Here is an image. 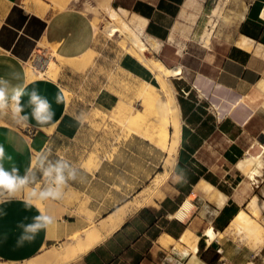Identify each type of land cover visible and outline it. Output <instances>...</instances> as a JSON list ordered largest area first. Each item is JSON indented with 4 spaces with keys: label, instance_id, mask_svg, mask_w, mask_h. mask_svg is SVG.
<instances>
[{
    "label": "crops",
    "instance_id": "0c3cea01",
    "mask_svg": "<svg viewBox=\"0 0 264 264\" xmlns=\"http://www.w3.org/2000/svg\"><path fill=\"white\" fill-rule=\"evenodd\" d=\"M23 1L0 0V78L8 81L9 95L17 88L24 90L22 103L29 117V93L33 88L49 100L55 116L44 126L36 125L30 117L29 126L23 127L15 123L18 117L11 109L5 111L9 116L0 113V145L12 156V160L2 161L4 169L11 173L15 167L20 177L27 175L32 181L38 167L36 162L31 169L33 156L45 147L39 133L56 127L47 139L57 138V126L65 119L68 105L58 81H28L26 63L36 58L41 42L47 44L42 58L52 52L70 58L86 53L94 44V26L81 10L66 8L55 13L46 6L31 4L33 11L28 12ZM221 3L223 10L215 18L206 46L201 36L209 27L214 8ZM112 5L139 35L161 44V50L170 42L182 49L183 39L193 35L198 37L202 53L187 78L181 65L167 66L159 58L167 67H180L181 73L173 78H185L188 84L177 98L186 133L171 174L173 182L163 185L158 203L154 194L148 202L154 205L137 210L79 264H264V245L253 248V241L235 231L241 212L255 222L264 220V192L256 194L252 187L254 180L264 178V172L252 179L235 167L246 151L242 134L264 143V0H112ZM130 64L139 75L150 76L132 59ZM57 94L64 96V102H55ZM99 102L108 105L105 98ZM106 162L103 159L94 173L77 167L76 175H92L91 182L98 180L104 175ZM69 183L72 193L78 196L87 190ZM26 186L20 188L24 191ZM255 196L260 206L258 217L249 206ZM189 198L193 209L188 217L183 221L175 218L173 215ZM220 199L224 201L219 203ZM24 200H30L24 193L0 192V201H4L0 203L1 262L22 263L38 256L78 226L67 213L65 188L61 200H44L45 212L53 215L56 223L41 230L32 243L18 247L16 241L23 231L18 225L31 224L39 214L36 208L26 207ZM187 230L199 238L195 254L182 243Z\"/></svg>",
    "mask_w": 264,
    "mask_h": 264
},
{
    "label": "rangeland",
    "instance_id": "374dc122",
    "mask_svg": "<svg viewBox=\"0 0 264 264\" xmlns=\"http://www.w3.org/2000/svg\"><path fill=\"white\" fill-rule=\"evenodd\" d=\"M26 1L29 2V5L35 4L36 7L46 6L51 11V0ZM80 1L68 9L83 11L92 22V14L85 11L84 5L95 8L96 1ZM219 6H224V3L217 5L216 8ZM211 16L213 18L217 15L211 14ZM105 18L103 17V22H105ZM103 22L98 30L94 28L93 31L94 44L91 50L94 51V59L91 65L80 72L62 67L55 78L63 90L67 89L71 92V102L67 106L68 111L65 119L57 126L59 131L57 138L48 141L49 133L43 131L41 134L39 133L40 136H43L45 147L43 150H39L37 174L27 186L39 191H43L49 186L55 187L50 180L43 176V167H47L49 161L54 163L60 159L66 160L75 169L83 167L91 173H94L103 159H106V165L102 170L104 175H100V179L92 182L90 181L92 175H76V181L73 183L77 186L81 185L83 190L87 187V190L80 196L73 194L70 186L67 187V213L71 216V220L78 222V226H75L73 231H68L64 239L45 248L64 244L71 238V235L97 224L121 204L139 199L147 192H153L156 198L154 200L158 203L163 196V185L173 182L171 174L175 170L173 168L169 170L164 166L166 153L154 142L135 132L129 126L128 121L136 115H138V120L144 118L145 115L150 116L151 119L160 115L158 108L163 102L161 93L164 96L165 88L159 81L157 72L142 60L135 49L122 45V39L119 36L109 37L105 31L102 32ZM209 23L206 32L211 28V18ZM205 31L201 36L202 43ZM140 37L149 49L150 54L147 53L149 58H160L167 66L181 65L185 78L189 77L190 68L197 63V57H200L202 53L198 37L193 35L190 39H183L185 46L182 49L176 43L170 42V44H165L166 47L162 50L161 44L153 43L141 35ZM48 57H39L37 60L43 65V61ZM131 59L134 65L142 67L150 76L143 77L132 70L130 68L133 64H130ZM37 68L44 69V65L37 66ZM185 78H170L176 98H180L184 94L183 88L187 90L188 84ZM101 98H105L108 105L100 104ZM3 114L9 116L6 112L1 113V115ZM14 120L16 123L17 119ZM184 121L182 122V136L186 133ZM246 134H242L244 137L242 140H245L242 146L246 151L240 158H244L249 149L255 153L253 155H257L261 151V147L258 146V143L256 144L257 140ZM260 142L262 141L260 140ZM253 146L256 147L251 148ZM43 156H47L48 159L44 161L42 167ZM167 171L169 174L166 176ZM164 176L167 177H165L166 180H162ZM252 184L256 194H260L262 190L264 192V178L254 180ZM25 189L26 187L23 191L22 188L23 193ZM146 205L154 204L150 202ZM80 261L81 258L70 264H79ZM23 263L25 262L5 263L0 260V264Z\"/></svg>",
    "mask_w": 264,
    "mask_h": 264
},
{
    "label": "bare ground",
    "instance_id": "6f19581e",
    "mask_svg": "<svg viewBox=\"0 0 264 264\" xmlns=\"http://www.w3.org/2000/svg\"><path fill=\"white\" fill-rule=\"evenodd\" d=\"M95 1V8L84 5L85 11L91 12L92 14V23L94 28L98 30L100 24L103 22L102 20H104L103 17H106L105 22H103L104 26L102 27V32L105 31L109 37L119 36L122 39V45L135 49L141 56L142 60L153 71L157 72L159 81L165 88L164 96L161 93L163 102L158 108L160 115L158 114V116L154 119H151L150 116L148 117L145 115L144 118H140L139 120L137 118L138 115H136L134 118H130L128 121L129 126L135 132L142 135L145 139L154 142L156 146H158L162 151L166 153L167 156L164 166L167 169L169 168V170H171L177 160L179 148L184 141L181 135V109L179 102L172 90V84L170 82V78L178 76L181 73V68L167 67L160 61V59L149 58L147 56V53L150 54L148 47L144 44L139 33H137V31L134 30L130 26V24L121 16V14L114 8V6L112 5V0ZM79 2L81 1L51 0L50 9L51 12L53 11L56 13L57 11L66 8L68 9L73 4L75 5ZM23 7L28 12L33 11L29 5V2L26 0L23 1ZM222 10L223 6H219L212 13L214 14V16H217L213 18V15L210 16L212 24L211 28L207 32L205 31L206 33L203 36V43H205L206 46H209L208 44L210 43V38L215 27L217 19L216 17L220 15ZM46 47V43H40L35 51L36 58L33 61L41 57L42 51ZM49 55L50 56L48 57V59L43 61L44 69L37 68V66L34 65L33 61L32 63H26V73L28 81H32L37 78H50L55 80L62 67H68L72 70L80 72L87 69L94 59V51L91 49L86 53L74 58L63 57L54 52L50 53ZM42 66L40 65V67ZM64 93L66 95L68 105L71 102L72 94L67 89H64ZM158 100L160 101L161 99ZM53 129L54 127L44 128V131H46L47 133H52ZM258 146L261 147V151L258 152L257 155H253L252 153L247 152L246 156L240 159L235 165L237 169L245 172L246 175L252 179L262 176L264 172V143L258 142ZM37 155L38 154L35 153L33 156L31 169H34L36 166ZM168 174L169 171H167L165 175L167 176ZM166 176L162 177V180H166ZM40 192L41 191L37 189H32L29 186H26L24 195L27 199L32 200L45 211L46 208L44 201H41L39 199ZM14 194L22 195V188H19L14 192ZM153 195L154 193L150 191L142 195V197L139 199L129 201L118 209L110 212L107 216L98 221L97 224L86 228L80 233L71 235V238H69L68 241H66L64 244L53 248H45L41 255L31 258L25 261V263L23 264H70L71 262L82 258L88 252L92 251L94 248L102 244L109 237L119 231L127 221V219L141 207L146 205L153 197ZM223 201L224 199H220L219 203H222ZM249 206L252 214L255 217H258L260 206L258 198L256 196L253 197V199L250 201ZM192 209L193 203L189 198L181 205L180 209L173 216L183 221L188 217ZM238 221L239 222H237L238 225L236 226L235 231H237L239 234H244L245 238L253 241V248L261 247L264 245V222H255L243 212L239 214ZM198 239L199 238L196 237L193 231L187 230L182 237V243L186 245L192 251V253L195 254L198 251Z\"/></svg>",
    "mask_w": 264,
    "mask_h": 264
},
{
    "label": "clouds",
    "instance_id": "9594fccd",
    "mask_svg": "<svg viewBox=\"0 0 264 264\" xmlns=\"http://www.w3.org/2000/svg\"><path fill=\"white\" fill-rule=\"evenodd\" d=\"M7 84V80L0 78V113L11 109L13 116L18 117L16 123L23 127L29 126L30 117L39 126L48 125L53 122L55 112L52 109V104L46 97L42 98L39 96L36 88H33L31 93H29V104L31 105V114L29 117L28 114L24 113V105L22 103L24 90L17 88L9 95L8 88L6 87ZM26 87L27 85L25 84L24 88ZM55 102L57 104L64 102V96L57 94ZM5 158L12 160V156L7 155L4 146L0 145V192L7 191L14 193L20 187L27 185L29 179L27 175L20 177L18 175L19 170L15 167H13L11 173L5 170L2 164ZM47 159V156H43L41 160L42 167L44 161ZM76 172L77 169L73 168L66 160L60 159L54 163L49 161L47 167H43V176L50 180L51 184L55 185V187L49 186L45 188L39 193V199L41 201L48 199L53 201L61 200L64 196V189L69 186V182L76 181ZM3 202L0 201V203ZM22 203L26 207L36 208L39 214L33 217L31 224L18 225V227L23 229L16 241L18 247H22L26 243H32L41 230H47L56 223L53 215L47 214L31 200H24Z\"/></svg>",
    "mask_w": 264,
    "mask_h": 264
},
{
    "label": "built area",
    "instance_id": "2783aa9c",
    "mask_svg": "<svg viewBox=\"0 0 264 264\" xmlns=\"http://www.w3.org/2000/svg\"><path fill=\"white\" fill-rule=\"evenodd\" d=\"M34 62V65L35 66H42V63L41 62H39V60H35V61H33Z\"/></svg>",
    "mask_w": 264,
    "mask_h": 264
}]
</instances>
